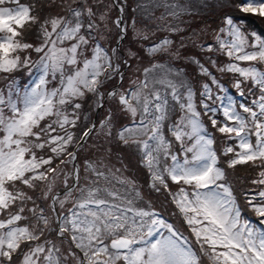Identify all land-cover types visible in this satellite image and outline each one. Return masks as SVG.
<instances>
[{
  "label": "snow or ice",
  "instance_id": "1",
  "mask_svg": "<svg viewBox=\"0 0 264 264\" xmlns=\"http://www.w3.org/2000/svg\"><path fill=\"white\" fill-rule=\"evenodd\" d=\"M0 264H264V0H0Z\"/></svg>",
  "mask_w": 264,
  "mask_h": 264
}]
</instances>
